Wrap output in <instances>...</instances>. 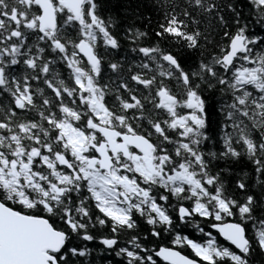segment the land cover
Returning a JSON list of instances; mask_svg holds the SVG:
<instances>
[{
    "label": "snow or ice",
    "instance_id": "1",
    "mask_svg": "<svg viewBox=\"0 0 264 264\" xmlns=\"http://www.w3.org/2000/svg\"><path fill=\"white\" fill-rule=\"evenodd\" d=\"M101 261L264 264V0H0V264Z\"/></svg>",
    "mask_w": 264,
    "mask_h": 264
},
{
    "label": "trees",
    "instance_id": "2",
    "mask_svg": "<svg viewBox=\"0 0 264 264\" xmlns=\"http://www.w3.org/2000/svg\"><path fill=\"white\" fill-rule=\"evenodd\" d=\"M89 246H90V247H96L97 251H99V249L102 247V246H100V245L98 244V241L90 242V243H89ZM94 255H95V253H94ZM103 255H104L105 257H107L108 259H110V260H115V259H117V258H115V257H110V256L108 255V253H104ZM101 264H104V262L101 261Z\"/></svg>",
    "mask_w": 264,
    "mask_h": 264
}]
</instances>
